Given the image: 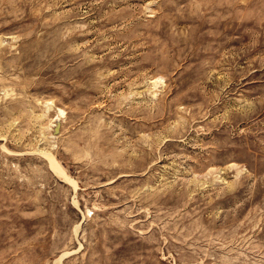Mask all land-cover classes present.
Returning a JSON list of instances; mask_svg holds the SVG:
<instances>
[{
	"label": "rangeland",
	"instance_id": "rangeland-1",
	"mask_svg": "<svg viewBox=\"0 0 264 264\" xmlns=\"http://www.w3.org/2000/svg\"><path fill=\"white\" fill-rule=\"evenodd\" d=\"M0 264H264V0H0Z\"/></svg>",
	"mask_w": 264,
	"mask_h": 264
}]
</instances>
